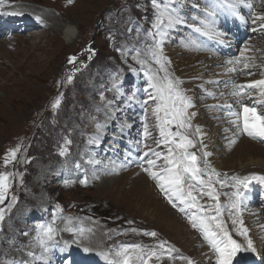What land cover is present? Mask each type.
Listing matches in <instances>:
<instances>
[{
  "label": "rangeland",
  "instance_id": "374dc122",
  "mask_svg": "<svg viewBox=\"0 0 264 264\" xmlns=\"http://www.w3.org/2000/svg\"><path fill=\"white\" fill-rule=\"evenodd\" d=\"M209 1L0 0V12L16 8L34 20L31 24L22 22V17L13 20L11 25L15 27L3 30L0 35L4 52L0 58V173L12 174L9 199L0 204L5 208L4 219L0 221V264H66L67 258L58 259L56 253L74 246L83 252L87 248L107 254L111 261L119 260L115 254L122 247L137 244L143 253H155L150 259L145 257L146 264H171L168 261L184 257L177 251L166 254L155 237L147 235L155 230L147 228H159L161 220L158 213L155 216V200L142 192L141 180L144 186L152 188L145 187L146 191L167 196L148 172L136 166L140 149L126 151L130 159L120 163L109 148L104 149L109 152H103L102 141L97 147L91 144L93 138H100L103 133L105 144L111 145L116 156L123 152L126 156L121 144L129 141L134 146L130 137L140 127L144 136L143 154L150 150L162 154L159 158L148 154L143 169L162 171L168 148L174 146L161 142L160 121L154 113L159 101L149 96L155 95L150 78L163 82L167 75L190 101L192 106L186 112L198 114V118L187 121L191 125L187 129H178L175 122L169 128L173 132L179 130L193 141L190 150L197 152L202 145L212 156V162L210 158L204 159L212 169L229 163L230 148L240 143L237 136L248 135L240 132L243 122L238 126L234 122L237 116H232L223 104L230 103V107L241 110V120L243 111L233 92L241 82L264 79V30H258L261 35L253 39L251 50L242 55V63L249 67L239 71L237 59H231L232 52L228 51H239L238 44L244 39L227 30L218 38L214 24L205 28L204 19L215 22L213 4ZM245 12L242 25L248 28L249 39L255 15L251 9ZM58 17L61 22L78 27L79 37L72 45L65 44L53 27L52 19ZM169 17H178L183 22L170 27ZM188 23L195 32L188 28ZM200 32L207 33L210 41L197 42ZM246 46L249 45L242 48ZM71 57L76 60L69 63ZM195 58L201 64H191ZM173 59L178 61L173 64ZM185 61L197 72L190 85L182 78ZM245 92L248 95L241 105L255 107L256 113L264 116V98H252L250 91ZM57 99L60 104L54 108ZM159 115L162 117L163 112ZM198 126L205 128L203 133L208 134L209 141L215 137L217 141L211 144L205 138H197L192 127ZM103 129L108 133L104 134ZM257 140L264 146V139L257 137ZM18 147L16 160L5 166L6 155ZM148 160H155L156 166L150 167ZM192 183L194 193H199V185ZM260 188L263 190V185ZM217 192L221 199V191ZM259 194L249 198L244 207L249 214L260 215L263 226L264 210L259 206L263 191ZM13 196L16 202L9 209L7 205ZM201 204L207 208L208 201ZM176 205L183 206L179 201ZM188 208L191 209L188 217L187 209L179 214L181 220L191 225L187 220L197 210ZM49 226L54 229V239L42 245L39 242L42 230ZM81 228L85 230L82 236L76 231ZM98 241L100 246L96 248ZM253 246L255 251L238 253L233 264H264V241L257 240ZM196 247L195 256L203 255L199 252L201 247L216 254L206 240ZM137 251L129 249L133 264H144L135 260ZM161 253L169 257L167 262ZM86 254L78 255L81 264ZM37 257L42 262L35 261Z\"/></svg>",
  "mask_w": 264,
  "mask_h": 264
},
{
  "label": "snow or ice",
  "instance_id": "6c2138e0",
  "mask_svg": "<svg viewBox=\"0 0 264 264\" xmlns=\"http://www.w3.org/2000/svg\"><path fill=\"white\" fill-rule=\"evenodd\" d=\"M69 3H72V0H68ZM155 2V0H153ZM244 0H225L226 5H228L233 14H236V8L238 4H242ZM251 7V5H248ZM40 19V17H37ZM243 19V17H241ZM259 21L260 29L264 30V14H261L255 17L252 20L253 24H256ZM178 17L168 18V24L170 27L175 26L178 23H182ZM200 31V29H197ZM207 34V33H205ZM76 60V57L69 58V63H72ZM231 63V61H229ZM163 67V65H162ZM249 65L244 64V68L247 69ZM233 71L235 69H232ZM166 71V69H165ZM251 75V72H248ZM153 82L150 84L155 91V95H150L149 99L153 101H159L157 104L154 113L157 114V119L160 121V135L163 138L162 143L165 145H173L174 147L168 148V155L164 157L166 161V166L162 171L156 172L151 171L150 168H145L144 171L148 172L149 175L157 181L160 190L167 196L169 201L173 203V207L176 206V201L181 202L184 207L180 208V211H184L185 207H194L200 210L203 215L196 216L193 214L190 217L193 228H200L201 232L204 234L205 239L208 240L211 247L217 253L218 264H233V259L236 255L243 251H255L253 246V241L250 237L247 236L248 230L246 228H238L237 231L241 236H244L247 240L246 244L238 243L237 240L233 239L232 234L229 232L228 228L223 221L220 212V203H219V194L213 184L212 176L219 177L220 173L212 171L208 179H204L203 169H201L197 160L198 157L195 152H191L188 149L194 147L193 141L189 137L179 130L173 132L169 125L173 122L176 123L177 128L187 129L191 127L190 123L187 122L190 120V117L186 116L187 108L191 107V103L187 97L183 95L181 91L177 88V82L172 79H169L167 75L164 78V81L157 80L155 77L150 78ZM68 80H72V76L68 77ZM244 89H260L261 94L264 95V79L253 80L246 85L237 86L236 91L233 92V95L238 97L237 103H241L243 97L248 95ZM60 104V100L57 99L53 104V107H57ZM230 107V106H229ZM243 126L240 128L241 133H246L249 137L252 138H261L264 139V116L258 115L256 113L255 107H249L247 104L243 105ZM160 112H163V116L159 115ZM237 116V120L234 121L238 126L240 124L239 114L233 113ZM191 115H195L192 113ZM199 131V129H197ZM145 133L147 134V128L145 127ZM179 137L177 140L176 138ZM70 143V141H69ZM232 143H235L233 140ZM178 150V151H176ZM19 147L12 149L6 155L4 164L7 166L11 161L16 160L17 152ZM152 151V150H150ZM63 154V153H62ZM157 158L162 154L159 152L153 153ZM147 156L148 153H145ZM205 156L210 155V153H204ZM147 163L150 167H155V160H148ZM11 173H0V204H4L5 200L9 199L8 192L10 188L9 176ZM232 179L236 182L233 186L235 192L230 196L231 207L236 210L235 215L233 216L232 223L235 225L243 222L238 219L240 214V205L245 199L244 192L241 190V186L244 188L247 187L248 177L241 179L238 176H233ZM264 179V177H260ZM196 182L199 185V194H194ZM84 183H87L85 180ZM221 187H224V183L221 182ZM200 197H208L214 203L207 205H202L199 203ZM16 202V197H11L10 202L7 207L10 209L11 206ZM215 209L216 215H209L208 209ZM5 208L0 207V221L4 219ZM71 231V229H68ZM77 235L82 236L84 229H78ZM54 229L52 227H46L42 230V236L39 239V242L43 245L46 241H51L54 239L53 235ZM147 235L155 237L156 232L147 233ZM166 241H160V246L163 247L166 244ZM139 250L135 252V260L144 261L146 264L145 257L148 259L154 255V252L143 253L140 245H128L122 247L116 256L119 257V260H113L110 264H133V254L129 252V249ZM85 251H88L86 248ZM107 259V256H105Z\"/></svg>",
  "mask_w": 264,
  "mask_h": 264
},
{
  "label": "bare ground",
  "instance_id": "6f19581e",
  "mask_svg": "<svg viewBox=\"0 0 264 264\" xmlns=\"http://www.w3.org/2000/svg\"><path fill=\"white\" fill-rule=\"evenodd\" d=\"M11 1H14V0H11ZM220 1H225V0H220ZM231 2H234V0H231ZM248 5H251V7H248ZM246 8L253 10L255 17L261 14H264V0H257V1L244 0L242 4L237 5L236 10L237 11L240 10L239 15H243L244 17H246V12H245L247 10ZM10 9L8 10L12 11L11 13L12 15L9 16L11 18L10 19L11 22H13V20L15 22V20L21 19V17L25 13L23 11L21 12L19 9H16V8H14L13 10H10ZM47 13L48 11L45 13L46 17H47ZM52 20H54L53 27L56 29L57 32H59L60 36H62V38L65 40L66 42L65 44L72 45L73 43H75L76 39H78L79 37L78 27L71 23L61 22V19L59 17L57 18V20L56 19H52ZM11 22H9L10 25H11ZM259 27H260L259 21H257L256 24H253L251 26V28H259ZM2 33H3V30L0 31V35ZM17 40H18V37H17ZM22 40L24 39L22 38ZM35 42L37 43V41ZM0 43H1L0 44V58H1V56L4 55V52H2L3 47H2L1 40H0ZM5 58H7L11 62V59L9 57L6 56ZM176 61H178V59H173L172 63L175 64ZM184 63H185L184 68L186 71L182 75V78L184 79L183 82L189 83L190 85L193 82V79H192L193 75L197 72L194 67H191L190 64H188L187 61H185ZM191 64H201V61H199L198 58H195L193 62H191ZM16 69L19 70L20 68L16 67ZM196 78L199 79L200 77L197 75ZM204 84H205V81H202L201 85H204ZM217 100H220V98H217ZM229 104L230 103H224L223 107L230 110V114L232 116H234L233 113H237V114L240 113L241 110L240 111L236 110V108L232 106L229 107ZM192 113L194 112H186V116L190 117V120L192 118H195V119L198 118V114H195L193 116L191 115ZM105 126L106 127L108 126L107 122L105 123ZM197 129H199V131H197ZM103 130H104V134L108 133L106 129H103ZM204 130L205 128L201 126L192 127V132L197 133V138H205V140L208 141L207 143H211V144L217 141V137L209 141L208 134L203 133ZM237 140H240V143L236 145V147L234 148L232 147L229 150V152H232V156L230 158L229 163L224 164L218 170L212 169V166H208L204 162L205 157L210 158V162H212L213 159L211 158L212 157L211 154L207 156L204 155V153H209V152L202 145H200L199 151L196 150L197 152L195 153L198 157L197 164L201 169H203L205 180L208 179V176L212 171L220 173L219 177L212 176V181H213L214 186H216L217 190L221 191L222 193L221 199H219L220 212H221L220 218H222L223 221L225 222V225L228 228L229 232L232 234L233 239L237 240L238 243L246 244L247 243L246 238L244 236H241L239 232L237 231L238 228H246L248 230L247 236L252 239L253 244H254L257 240L264 241V225L260 226V223L263 222V220L259 219L260 215L258 214H254V213L249 214L250 212L248 213V211L244 207L246 203L244 202V204L242 203L240 205V214L238 217V219L241 220L243 224L241 225L240 223H237L234 225L232 223V220H233V216L236 213V210L231 207L230 196L232 195V193L235 192V188L233 186L235 185L236 182L232 179L233 176H238L241 179L245 177H248L249 179L264 177V146L258 142L257 138H252V137L242 135V134H239L237 136ZM92 141L94 143H92L91 145L92 146L94 145L95 147H97L99 146V142L101 140L99 141L98 138H93ZM221 182L224 183L225 185L224 187L220 186ZM261 182L264 187V179H261ZM141 183L142 184H139V185L141 186L142 192L146 195H150L155 200L153 201L155 202L156 204L155 208L157 209L156 210L157 212H155V216L156 215L158 216L159 214L158 218H160L161 220L159 223V228H156L157 226L156 227L151 226L150 228H147V229H149V231L155 229L154 232L157 233V235L155 236V242L159 245L160 249L166 252V254H171V253H174L175 251L184 254V257L182 258L168 261L169 257L161 253L162 259L166 262L167 261L170 262L171 264H202L204 261H207V264H218L217 253L213 254L212 252H210V249L208 248L201 247L199 252H203L202 256H200L201 254L199 253L197 256L194 255V252H195L194 248L196 250L197 248L196 246L201 245L202 240H206L211 250H214L209 244L208 240L205 239L204 234L201 232L200 228H199V231H197L191 226L192 225L191 220L190 221L187 220V222H189L191 225L187 224L186 221H184L183 219L181 220L182 217L179 213H182V212L178 209L180 208L178 207V205L173 207V203H171L168 198H164L161 195L158 196L152 191H146L145 187L147 186L143 185L145 182L141 180ZM228 187H231V188L228 189ZM149 189H152V188H149ZM241 189L243 191L244 187L241 186ZM262 191L264 194V189ZM194 194L198 195L199 193H194ZM246 199L248 200L249 197L246 196ZM263 199H264V195H263ZM206 201H208V205L214 202L210 200L208 197L199 198L200 204ZM161 204L164 205L163 208H161ZM185 209H187L188 212L191 210L188 207H185ZM196 210H197V213H195L196 216H200L204 214V213H201L199 209L196 208ZM207 214L216 215V210L214 208L208 209ZM182 222L184 223V225ZM160 241H166L167 243L164 244L163 247H161ZM99 246H100V242L98 241L96 244V248H98ZM99 251L101 252V250ZM35 261L42 262V260H40L39 257L35 258Z\"/></svg>",
  "mask_w": 264,
  "mask_h": 264
},
{
  "label": "water",
  "instance_id": "95a60500",
  "mask_svg": "<svg viewBox=\"0 0 264 264\" xmlns=\"http://www.w3.org/2000/svg\"><path fill=\"white\" fill-rule=\"evenodd\" d=\"M191 152H193V151H191Z\"/></svg>",
  "mask_w": 264,
  "mask_h": 264
}]
</instances>
